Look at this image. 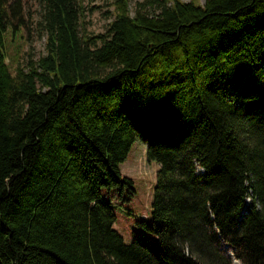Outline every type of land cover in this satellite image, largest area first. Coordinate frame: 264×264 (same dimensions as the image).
Wrapping results in <instances>:
<instances>
[{
	"label": "trees",
	"instance_id": "16d2710c",
	"mask_svg": "<svg viewBox=\"0 0 264 264\" xmlns=\"http://www.w3.org/2000/svg\"><path fill=\"white\" fill-rule=\"evenodd\" d=\"M103 1L92 34L37 0L45 54L10 72L0 0V264H264V0ZM136 139L159 167L125 243L101 191Z\"/></svg>",
	"mask_w": 264,
	"mask_h": 264
},
{
	"label": "rangeland",
	"instance_id": "374dc122",
	"mask_svg": "<svg viewBox=\"0 0 264 264\" xmlns=\"http://www.w3.org/2000/svg\"><path fill=\"white\" fill-rule=\"evenodd\" d=\"M23 1L25 27L15 31L8 28L3 35V47L10 72H14L17 65L23 66L30 58L37 59L45 54V32L37 24L39 20L37 0ZM135 1H130V14L133 12ZM194 1L200 4L204 2ZM84 7L86 9L83 18L84 29L92 34L104 32L113 18L110 14L112 8L103 0H84ZM158 167L155 161L147 159L145 144L136 139L131 144L126 159L120 164L121 173L132 181V189L125 185L122 190L101 191L102 200L110 202L113 207L115 214L113 228L121 234L125 243L131 242L133 233L144 232L140 221L150 222L151 201ZM232 264L239 263L234 260Z\"/></svg>",
	"mask_w": 264,
	"mask_h": 264
},
{
	"label": "bare ground",
	"instance_id": "6f19581e",
	"mask_svg": "<svg viewBox=\"0 0 264 264\" xmlns=\"http://www.w3.org/2000/svg\"><path fill=\"white\" fill-rule=\"evenodd\" d=\"M235 259H233L232 261H234ZM235 261H237V260H235Z\"/></svg>",
	"mask_w": 264,
	"mask_h": 264
}]
</instances>
